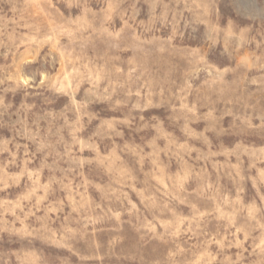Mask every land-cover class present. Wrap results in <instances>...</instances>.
Segmentation results:
<instances>
[{"label":"rangeland","instance_id":"rangeland-1","mask_svg":"<svg viewBox=\"0 0 264 264\" xmlns=\"http://www.w3.org/2000/svg\"><path fill=\"white\" fill-rule=\"evenodd\" d=\"M0 264H264V0H0Z\"/></svg>","mask_w":264,"mask_h":264}]
</instances>
